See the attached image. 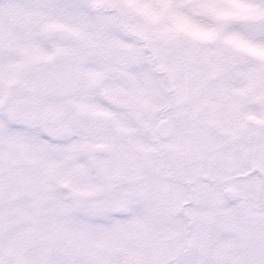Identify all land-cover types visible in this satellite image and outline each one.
Returning <instances> with one entry per match:
<instances>
[{
  "label": "snow or ice",
  "instance_id": "snow-or-ice-1",
  "mask_svg": "<svg viewBox=\"0 0 264 264\" xmlns=\"http://www.w3.org/2000/svg\"><path fill=\"white\" fill-rule=\"evenodd\" d=\"M0 264H264V0H0Z\"/></svg>",
  "mask_w": 264,
  "mask_h": 264
}]
</instances>
